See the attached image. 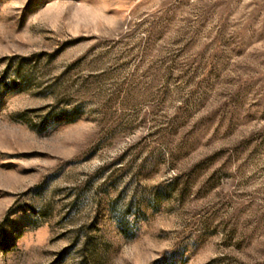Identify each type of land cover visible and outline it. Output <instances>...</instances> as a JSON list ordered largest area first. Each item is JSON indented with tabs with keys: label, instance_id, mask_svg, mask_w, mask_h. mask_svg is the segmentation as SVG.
Listing matches in <instances>:
<instances>
[{
	"label": "rangeland",
	"instance_id": "374dc122",
	"mask_svg": "<svg viewBox=\"0 0 264 264\" xmlns=\"http://www.w3.org/2000/svg\"><path fill=\"white\" fill-rule=\"evenodd\" d=\"M0 264H264V0H0Z\"/></svg>",
	"mask_w": 264,
	"mask_h": 264
}]
</instances>
